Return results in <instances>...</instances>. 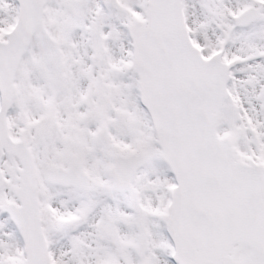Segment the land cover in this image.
I'll list each match as a JSON object with an SVG mask.
<instances>
[{
    "label": "snow or ice",
    "instance_id": "obj_1",
    "mask_svg": "<svg viewBox=\"0 0 264 264\" xmlns=\"http://www.w3.org/2000/svg\"><path fill=\"white\" fill-rule=\"evenodd\" d=\"M0 264H264V0H0Z\"/></svg>",
    "mask_w": 264,
    "mask_h": 264
}]
</instances>
